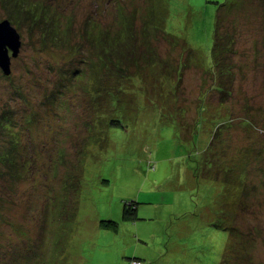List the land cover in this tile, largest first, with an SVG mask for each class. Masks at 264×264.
I'll list each match as a JSON object with an SVG mask.
<instances>
[{
	"label": "rangeland",
	"instance_id": "374dc122",
	"mask_svg": "<svg viewBox=\"0 0 264 264\" xmlns=\"http://www.w3.org/2000/svg\"><path fill=\"white\" fill-rule=\"evenodd\" d=\"M19 1L45 8L16 16L22 46L9 52L11 74L0 69V121L15 126L9 134L0 122V264H264V0L225 22L234 45L223 54L224 104L210 61L224 0ZM17 5L0 0V23ZM92 16L101 38L132 20L144 66L154 60V74L173 80L160 87L146 75L157 103L119 91L115 77L113 100H91L76 70L93 50L71 27ZM131 202L137 213L123 218Z\"/></svg>",
	"mask_w": 264,
	"mask_h": 264
},
{
	"label": "trees",
	"instance_id": "16d2710c",
	"mask_svg": "<svg viewBox=\"0 0 264 264\" xmlns=\"http://www.w3.org/2000/svg\"><path fill=\"white\" fill-rule=\"evenodd\" d=\"M16 2L18 3L17 5L18 9H20V11L22 12L18 13L17 11H14L15 16L14 17L12 16V18L8 19V21H10L12 24H15V23L18 24L16 20V16L17 17L20 16L21 20H22L21 16H24V14L27 16V18H31L35 15V12L38 9V6L40 7V9L45 8V7H42L40 4H30V6H26L24 3L20 2L19 0H16ZM246 2L247 0H224L222 3L218 5L217 12L215 15L213 48H212V52L210 53V59H211L210 61L213 67L212 73L215 78L219 79V82H220L219 84L216 83L217 85L216 89L218 90V93L221 92L219 104H224L227 101V98L231 95V90L225 81L226 77H224L225 73H228V71H231V66L229 63L225 64L227 60V56L223 57V54L233 49L234 42L232 40L233 37L231 33L227 32L228 30L224 28L225 22L228 19V15L231 12H233L234 9H242ZM263 6H264V1H263ZM48 17L49 16H46V15L41 16V18H44L46 20H48ZM153 18H155L156 21L160 19L157 16V14H154V13H153ZM44 19H42V21ZM127 21L131 22L132 20L129 19V17H127L125 26H123V23H121L120 26L122 27L118 28V32L115 34V37L113 38H112L113 35L111 37H109V35H106L105 38H101V34L103 32L95 31V29L98 26L95 21V18L94 19L88 18V17L86 18L84 30H81L82 27L76 28V30L74 27H71V30L74 31V35L79 40V43H78L79 47L82 48L85 45H88V50L91 48L93 50V51L89 50V52L90 54L94 56L89 55V52H88V57L90 59L86 61L87 63L86 70H83V68H79L76 70V74L77 73L82 74L81 75L82 77L80 78L81 80H84L86 78V75L89 77V81L92 86L91 88L87 89V92H90L92 101L100 102V98L102 95H103L102 103L103 101L107 99L109 100L110 98H111L110 100H113L112 96L108 97L106 95H107V87H109L108 84L111 82V80H113L114 77H115V80H117L116 85L119 91H123L124 89L128 91L127 93H130L129 88L133 87L136 92H142L145 96L156 98L154 100L155 103H157L158 97L160 99V95L156 93L148 94V95L145 94L146 92H151L145 88V86L148 85V80L145 78L146 75L147 74L152 75L153 76L152 83L153 84H156V82L160 83L159 84L161 85L160 87H165V85H168L169 83H173V80H169V81H166L164 79L161 80L157 77V75L154 74L157 68L156 62L154 60L152 61L151 70L148 69L149 70L148 71L147 67L144 66V63L146 62H143L142 55L139 58L138 51H137L138 43H139L137 40V37H140V35L137 34L136 32H132L131 29H129L130 25L127 26ZM155 22L152 24V27H153L152 33L156 32V34H160V31L162 30L159 28V26L155 24ZM68 32H67V35H68ZM144 32L147 35L148 33H151L149 32V25H145ZM43 33L47 34L46 31H44ZM61 36L64 38H62ZM50 39L53 42H56L57 45L61 46L62 48L65 47L66 44H68L69 42L64 34H59L58 32H56L53 35V37H51ZM57 41L61 42L62 44L61 45L58 44ZM145 44H147V41L145 42ZM94 51H99V53L96 54ZM190 52H193V51H190ZM161 62L164 63L163 61H160L159 65L163 67ZM162 67H160V69H162ZM135 79H138L137 82ZM91 90H92V93H91ZM208 91L210 90L204 91L206 92V95ZM102 92L103 94H101ZM206 95L203 96L200 106L202 105V103L204 102L206 103V100H205ZM106 103L109 104V101H107ZM207 104L210 105L209 102H207ZM162 106L164 108L166 105H162ZM116 112H120V111L115 110V113ZM217 112L220 113V110H217ZM2 118L3 120L8 119L5 117H2ZM2 118H0V120H2ZM0 122L4 130H6L7 132L10 131L13 134V131L15 129V126L13 124L9 122H2V121ZM116 123H118V121H116ZM121 127H123V124L121 125ZM12 129L13 131H11ZM10 132L8 133L10 134ZM219 134H220L219 130L217 131L215 130L214 132L215 137H218ZM4 158H6L4 159V162L8 163V161H10V159L8 160V158H10L8 154H6V157ZM233 170L234 168H231L229 165L226 166V172H224V175H225L224 178H227V174L228 173L231 174ZM217 174H219L218 171H217ZM137 211H138L137 203L135 202H131L130 204L126 203L123 208V218H127V215L134 216V214H136ZM113 223H116V222L115 221H109L107 223L102 222V224L105 226H110V224H113ZM135 260L139 261L137 259H133V261ZM141 264L143 263L141 262Z\"/></svg>",
	"mask_w": 264,
	"mask_h": 264
},
{
	"label": "water",
	"instance_id": "95a60500",
	"mask_svg": "<svg viewBox=\"0 0 264 264\" xmlns=\"http://www.w3.org/2000/svg\"><path fill=\"white\" fill-rule=\"evenodd\" d=\"M21 46V36L11 22L5 20L0 23V69L5 75L12 72L10 50L13 51V56H17Z\"/></svg>",
	"mask_w": 264,
	"mask_h": 264
},
{
	"label": "built area",
	"instance_id": "2783aa9c",
	"mask_svg": "<svg viewBox=\"0 0 264 264\" xmlns=\"http://www.w3.org/2000/svg\"><path fill=\"white\" fill-rule=\"evenodd\" d=\"M134 262H136V261H132V263L131 264H136V263H134ZM138 263V262H137Z\"/></svg>",
	"mask_w": 264,
	"mask_h": 264
},
{
	"label": "clouds",
	"instance_id": "9594fccd",
	"mask_svg": "<svg viewBox=\"0 0 264 264\" xmlns=\"http://www.w3.org/2000/svg\"><path fill=\"white\" fill-rule=\"evenodd\" d=\"M133 260H131L130 262H132ZM129 264H131V263H129Z\"/></svg>",
	"mask_w": 264,
	"mask_h": 264
}]
</instances>
